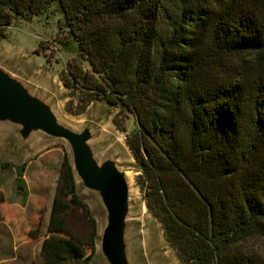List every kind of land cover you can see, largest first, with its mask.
<instances>
[{"label": "trees", "instance_id": "trees-1", "mask_svg": "<svg viewBox=\"0 0 264 264\" xmlns=\"http://www.w3.org/2000/svg\"><path fill=\"white\" fill-rule=\"evenodd\" d=\"M53 3L79 55L59 72L65 107L117 108L178 258L264 264V0H0V37ZM83 204L72 178L52 203L46 264H91L96 228L85 239L68 223Z\"/></svg>", "mask_w": 264, "mask_h": 264}, {"label": "water", "instance_id": "water-1", "mask_svg": "<svg viewBox=\"0 0 264 264\" xmlns=\"http://www.w3.org/2000/svg\"><path fill=\"white\" fill-rule=\"evenodd\" d=\"M21 58L0 47V150L20 157L44 143L64 141L78 190L99 221L94 264H166L131 175L138 165L103 133L108 108L86 110L72 121L63 110L66 93L30 73Z\"/></svg>", "mask_w": 264, "mask_h": 264}, {"label": "rangeland", "instance_id": "rangeland-1", "mask_svg": "<svg viewBox=\"0 0 264 264\" xmlns=\"http://www.w3.org/2000/svg\"><path fill=\"white\" fill-rule=\"evenodd\" d=\"M60 18L62 14L56 3L31 20L21 18L8 28L6 37H0V47L21 56V64L30 73L45 77L66 93L63 110L72 121L78 122L86 110L108 108L110 117L104 127V135L121 145L127 161L136 163L124 132L112 121L117 108L98 101L91 103L82 113L74 114L66 109L65 101L70 92L61 81L59 72L68 60L79 58V55L76 43L68 36ZM66 40L67 43H63ZM82 63L89 67L88 62ZM128 125L134 127L133 117L128 120ZM21 169L22 179L19 178ZM139 172L141 169L137 166L131 175L138 199L143 204L145 201L136 181ZM72 178L84 204L70 214L68 223L75 234L85 239L96 228L95 252L91 260L94 264L99 221L93 204L85 198V193L78 190L67 144L60 140L47 142L20 157L0 150V264H46L42 244L47 235L52 203L61 197V191L70 185ZM145 216L153 223L155 242L163 250L166 264H191L178 258L165 239L161 224L148 209H145ZM91 249L90 243L88 251Z\"/></svg>", "mask_w": 264, "mask_h": 264}, {"label": "bare ground", "instance_id": "bare-ground-1", "mask_svg": "<svg viewBox=\"0 0 264 264\" xmlns=\"http://www.w3.org/2000/svg\"><path fill=\"white\" fill-rule=\"evenodd\" d=\"M142 206H143V209L145 210V209H146V207H145L144 203L142 204Z\"/></svg>", "mask_w": 264, "mask_h": 264}]
</instances>
